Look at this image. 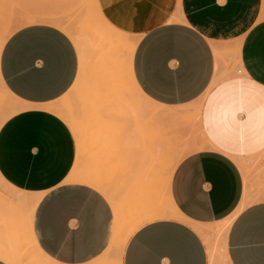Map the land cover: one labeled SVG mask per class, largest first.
<instances>
[{"label":"crops","instance_id":"obj_1","mask_svg":"<svg viewBox=\"0 0 264 264\" xmlns=\"http://www.w3.org/2000/svg\"><path fill=\"white\" fill-rule=\"evenodd\" d=\"M97 3L112 25L140 35L132 69L147 97L181 107L203 96L200 125L210 145L184 156L172 173L169 193L183 218L159 219L135 230L122 264H209L207 246L191 223L211 228L231 216L251 186L237 161L246 163L249 176L252 162L264 158L261 0H176L171 8L165 0H125L126 7L116 9ZM179 13L182 20H173ZM239 38L243 75L212 84L216 56L210 41L219 45ZM78 63L69 36L45 23L17 29L0 54L3 84L30 106L0 127V174L14 188L40 194L34 234L61 264L96 258L112 231L104 193L63 183L75 161V141L61 118L43 107L69 90ZM263 164L258 160L255 171ZM255 183L264 188V181ZM225 244L228 264H264V198L236 212Z\"/></svg>","mask_w":264,"mask_h":264},{"label":"rangeland","instance_id":"obj_2","mask_svg":"<svg viewBox=\"0 0 264 264\" xmlns=\"http://www.w3.org/2000/svg\"><path fill=\"white\" fill-rule=\"evenodd\" d=\"M98 1H99V4H100V1L106 2L113 9H116L119 7H122V8L126 7L125 0H98ZM165 1L167 2V5L169 8L176 6V0H165ZM94 7H96V8H94ZM88 8L89 9L91 8L89 10L90 14L91 13L95 14V12H96V15H98V12H99V15L101 14V16L105 18V16L103 15L102 11L99 8L97 0L96 1L95 0H0V20L3 21V20H7L9 18H12V19H14L13 20L14 22L16 20L19 22L20 20H24V18L26 19V17L28 18L29 16H33V15L36 16V15L47 14L44 16H48V15L50 16V14H51L52 17L53 16L57 17V20L60 18L59 20H62L63 23L67 21L66 24L70 23V25L75 28L77 26V24H79V23L84 25L83 22H81V21L84 20V19H82V17L86 18L85 12H88ZM96 9H97V11H95ZM175 10H174V12H175ZM89 12L87 13V15L89 14ZM40 13H44V14H40ZM88 16H90V15H88ZM107 17L109 18L108 15H107ZM19 18H20V20H19ZM139 18L141 19L142 15L139 16ZM262 18H264V0H261V11H260L259 19H262ZM140 19H139V21H140ZM134 32H136V30H134ZM126 33H128V32H126ZM131 35H133V34H131ZM133 36L140 37V35H133ZM211 42H213V41H211ZM212 44H214L216 46L217 43L213 42ZM216 47H218V45ZM216 47H214V48L216 49ZM240 48H241V39L240 38L232 40V41L219 43V47L216 50L218 51V49H219L220 53L216 52V50L214 51V53L216 52V54H220V56L215 54V56L218 57V58H216V61H217L216 62V69L218 70L220 68L219 74L216 72L217 76L220 75L222 77L225 73L229 72L230 70L236 69L242 65L241 59H240ZM76 51L78 52L79 50L76 49ZM77 55H78V53H77ZM80 56L81 55L79 53V56H78L79 59H80ZM231 75H240V74L232 73L230 75L228 74L227 76H231ZM241 75H243V74H241ZM77 76L78 75H76V78H75L72 86L76 82V80L78 78ZM82 85L86 86L82 83L81 86H78V88L75 89L76 91L69 89L67 91V95L64 94L61 98H59L57 101H55L53 103V105L56 106V105L61 104V102H64L63 101L64 97H68V99L71 98L70 99L71 104H72L71 106L75 110V119H77L78 121H81L80 119H82L81 110H83L85 107H87V105H88V110H89V108H90L89 104L93 101L92 97H88V99H87L85 96H83L84 89H83ZM121 104L124 105L123 101L121 102ZM183 114L185 116L184 117L182 116V118L181 117H178V118L175 117L174 119H171V120L158 122L155 124H153V123L149 124V127H148L149 129L148 128L144 129V127H142V125H138V124L133 123L130 120L131 118L127 121H122L121 119L118 121V120H116V117H118L117 116L118 114H117V115H115V120H114L115 123L113 126H109L107 129L105 128L106 130L103 129L98 136H96L94 138H89L88 140H85V143L83 142V146L81 148V153L78 149V145H76L78 142L77 138L71 132L73 135L74 141H75V161H74L72 171H71V172H73L74 179H72L71 184H81V185L89 186V187H91L95 190H98V191L105 194L106 190H105V192H103L104 190H102V188L105 189L106 187L103 184H106V186H108L107 182H109L110 185L106 188V189H108L107 191H109V192L111 191V193L114 194L113 198L115 195H116L115 198H117V199L119 198V200L116 199L117 200L116 203L118 204V205H116V203L115 204L112 203V202H115L116 200H114V199H113L114 201L112 200V196H110L111 194L110 193H109L110 195L108 193L105 194V195H107L106 197L108 198V202H109L111 208H113L112 209L113 218H112L111 228L114 227V225H115V227H117L118 225H124V224H126V221L134 223L135 221H138L140 219L139 216H141V217L145 216V214H147V213L151 214L152 211L156 212V211L160 210L161 206H162L161 209L162 208H173V207H175V205L173 204V201L171 199L170 193H169V185H170L172 172L174 171L177 163L184 156H186L184 151L187 152V154H188V151L191 153L193 151L201 150L204 147H206V146L202 145L199 141L200 138H199L198 133H197V127H198L197 114L195 112L183 113ZM117 119H119V118H117ZM101 124L102 123L99 122L98 120H94V119L90 120V122L86 125V132L89 133L92 130L98 129L101 126ZM156 125H159V126H156ZM139 126H141V127H139ZM157 127H159L160 129L158 128L159 130H157L156 129ZM137 128H138V131H137ZM154 131H158V132H154ZM146 132H149V134ZM143 133H145L146 135ZM151 133L152 134L155 133V134L152 136ZM158 134L161 137L163 135L162 139ZM139 135H140V137H139ZM149 135L152 136V138L147 139L150 137ZM181 135L183 136V139H179L182 137ZM171 136H173V137H171ZM184 136L187 137V139L189 141L186 140V138H184ZM167 137H169V138H171V140H173L171 142L169 141L170 144L169 143L167 144V145H169L168 147L163 142H160V139L163 141L164 138L166 139ZM177 137H178V139H176ZM152 140H153L154 144L152 143ZM158 143H160V144H158ZM172 143L173 144L176 143V145L175 144L173 145ZM192 143H196V144H192ZM135 145L137 146V148ZM144 145L146 147H144ZM147 145H149V146L147 147ZM160 145L162 147H159ZM170 145H171V147H170ZM201 145L204 147L202 148ZM163 147H165V148L163 149ZM173 147H175V148H173ZM153 148L157 149L158 153L155 152V149H153ZM171 148H172V150H171ZM160 149H162V151ZM147 150H149V151H147ZM160 152H161L160 156L162 158L159 159L158 154ZM164 152H166V153H164ZM149 153H151L150 155L152 157H154V158L157 157L153 162H149V161H152V159L150 160L151 156L149 155ZM154 153H157V154L154 155ZM183 154H184V156H183ZM156 155H158V156H156ZM173 155H174V157H172ZM178 155H179V157H178ZM176 157H178V158L175 159ZM173 158L175 159L174 161H173ZM260 159L264 160V158L259 157L258 160H260ZM164 160L168 166L166 164H164L165 166L161 165L162 162L164 163ZM258 160L252 162L253 168L250 170V174H249V180H250L251 186L249 187L248 193L246 195L244 206L246 204L252 202V201H256V200L264 198V188H262V190H260L259 188H256V186H255L256 181L261 180L262 184L264 181V177H263L264 176V164L260 165L261 167L255 171V169L257 167L255 165H256V162ZM148 164H149V166H147ZM162 167H164V168H162ZM172 168H174V169L172 170ZM152 171H155V172H152ZM254 171L256 173V176H254ZM121 173H123V174L120 175ZM137 176H139V177H137ZM168 179H169V182H168ZM124 180L127 182H125ZM123 181L125 184L127 183V186L124 185V186H126V188L124 186H122V184H124ZM143 181H144V183H143ZM137 182L139 183V187L137 186L138 185ZM140 184H141L142 188H141ZM95 185L98 187H96ZM2 186L0 185V187H1L0 188V198L2 197L1 200H4V197H6L7 200H4V201H6V204L4 202H2V204H4L5 206L0 205V213L2 216H4V219L2 216H0L1 217L0 219L3 220L2 222L0 220V256L2 258L4 255L3 252L5 251V254H6V251H8V248H6L7 243L5 242V240H7L8 238H10V239L12 238L11 240H15V239L17 240L18 239L19 241H21L23 239L24 244L22 243V246L20 244V247L18 248L19 250L17 249V255L19 256L18 251H20V254L22 251H25L24 253L21 254L22 257L25 256L24 257L25 260L21 257L22 260L21 259L18 260L19 262L17 261V264H27V263L28 264H40V262L37 261L39 256H38V252L36 250L41 249V247L39 246V244L37 242V239H36L35 234H34V230H32L33 228L30 229V227H33L32 222H30L31 221L30 220V214L28 213L29 215L26 216L27 211L31 210L30 205H29L30 203H28V206L24 205V206H26L25 208H23L22 205H19V206L16 205V202L11 204L12 200H13V202L17 200V199H15V197L18 196V193L17 192L15 193V191H12L9 193V192H7L8 188L6 186H4V187H2ZM109 187L115 188L118 191L113 192V189L111 190V188H110V190H109ZM119 187H120V189H118ZM129 187H130V189H129ZM123 188H124V190H123ZM9 190H11V189H9ZM140 190H141V192H140ZM143 190L144 191L146 190V191L144 192ZM150 190H151V192H150ZM124 191H125V193H124ZM126 192H127V194H126ZM26 193H28L30 195L34 194V193H29V192H26ZM141 193H143L145 195H142ZM121 195H123V196L121 197ZM168 195L170 198H169V201L167 203L166 200L168 198L165 196H168ZM132 197H133V199H132ZM110 199H111V202H110ZM120 199H122V200L120 201ZM150 199H152V200H150ZM163 199L164 200L166 199L165 202ZM130 200H133L132 201L133 203ZM129 201L131 204H128ZM18 202H19V200H18ZM134 202H137L138 205L135 204ZM149 202H151V204H149ZM159 202L160 203L164 202V204H163L164 206L162 205V203H161V205H159L160 204ZM147 203H148V205L146 207L145 205ZM13 204H15V206H17V209L19 207H22L23 209L20 208L21 209L20 211H22L21 213L24 212L25 214L22 215L20 212H19L20 214L17 213L18 210L15 207V209H16L15 212L17 211L16 212L17 214L13 213V215H12V212L10 213V210L14 212V209H13L14 205ZM11 205H13L12 208H10ZM114 205H116V206L114 207ZM1 206H2V208H1ZM118 206H119V208H118ZM142 206H144V207H142ZM27 208H28V210H26ZM120 208L122 209V211ZM133 208H136V209H133ZM141 208L145 212V214H143L142 212L139 211V209L141 210ZM154 208L156 209V211H154L155 210ZM1 210L3 212H5V214H3L1 212ZM150 210H152V211H150ZM120 211H121V213H120ZM117 212H119V213H117ZM115 213H116V216H114ZM122 214H123V216L124 215L125 216L123 217ZM18 215H19V217H17ZM13 217L15 218V220L13 219ZM28 217H29L28 220H30V221L27 220ZM21 219L24 221L21 222ZM226 219L221 220L220 222L214 224V226L211 228L210 227L207 228L204 225L200 226V224L196 223L200 228L207 230V234H208L209 238H211L212 242L217 244V251L215 254L216 264H226L225 259L223 258L225 256V246H226L225 242H226L227 232L229 229L228 227H225V224H224ZM232 219L233 218H231V221H232ZM25 220L28 221V222L27 221L26 222L28 224H30V227H29V225H27ZM6 223L9 224V230H7L8 231L7 233H5V231H6L5 229H8V226H7V228H5V225H7ZM15 224H18V225H15ZM12 225H15V226L13 227ZM15 227L18 231L15 229ZM12 228H13V231L14 230L16 231L17 238L15 237V234L11 235L13 233V231H11ZM22 228H23V230H22ZM25 228L28 230H24ZM19 229L21 231H23L24 234ZM25 231H28L29 233L31 231H33V233L31 232L32 235H30L29 233L26 232L28 234V237H29L28 238L26 236L27 234L25 233ZM17 232H19V233L17 234ZM7 234H8V236H7ZM19 234H21V235L19 236ZM199 235L201 236V234H199ZM26 237H27V239H26ZM115 238L116 239L114 240V236L112 238V234H110L109 242L107 244V248H109L107 250L109 252L116 247V246L114 247V243L117 244L119 241V239L116 236H115ZM213 238L216 240L214 241ZM28 239L30 240V242L28 241ZM26 240H27V242H26ZM36 247H37V249H34ZM117 250H118V248H115V251H112V252L116 253V256L118 255V252H119ZM30 251H31V254H29ZM32 251L35 254H33ZM108 251L104 250L99 256L90 260V262L92 263V262L98 261L97 264H100V261L102 262V259L104 257V259H108L107 260L108 264H116V263H114V261L113 262H111V261L115 258H118V257L114 256L115 257L114 258L113 255H115V253L112 255V253H107ZM108 254H110L112 257L108 258L110 256ZM33 255H36L35 258H37V260L35 259V260L30 261L29 256L33 257ZM106 255H108V256H106ZM32 257H31V259H32ZM33 259H34V257H33ZM104 259H103V261H104ZM117 261L118 260H115V262H117ZM90 262H86L84 264H91ZM102 263H104V262H102ZM105 263H106V260H105ZM43 264H48V263H43ZM51 264H61V263L53 260Z\"/></svg>","mask_w":264,"mask_h":264},{"label":"bare ground","instance_id":"obj_3","mask_svg":"<svg viewBox=\"0 0 264 264\" xmlns=\"http://www.w3.org/2000/svg\"><path fill=\"white\" fill-rule=\"evenodd\" d=\"M94 8H96V7H94ZM90 9L88 8V12H89ZM97 9L95 11H97ZM88 12H85L86 13V18L82 17V19H84V20H82L81 22H83L84 25L79 23V24H77V26L75 28L72 27L70 25V23L66 24L67 21L63 23L62 20H59L60 18L57 20V17H55V16L52 17L51 14H50V16L49 15L48 16H44V15H47V14H44V13H40V14H44V15H36V16L33 15V16H29L28 18L26 17V19L24 18V20H20V18H19V20H20L19 22L17 20L14 22L13 21L14 19H12V18H9V19L3 20V21L0 20V54H1V50H2L3 44L5 43L7 38L12 33H14L17 29H19V28H21L23 26L31 25V24H37V23L51 24V25H54V26L58 27L59 29H61L63 32H65L69 36V38L73 42V44L76 47V49H78L80 51V52L79 51L77 52L78 56H79V53L81 55L80 59L78 58L79 59L78 60L79 61V63H78V72H77L78 73L77 74L78 78H77L76 82L74 83V85L72 87H70L69 89L70 90H75L76 88H78V86H81L82 83L84 85H86V86L82 85L83 89H84L83 96H85L87 99H88V97H92L93 98V101L89 104V106H90L89 110H88V105L86 104L87 105V107H85L86 109L84 108L83 110H81L82 119H80L81 121H78L77 119H75V110L71 106L72 105L71 104V100H70L71 98L68 99V97H64L63 98L64 102H61V104L56 105V106L53 105V103L52 104H48L46 106H43L45 109H47V110L53 112L54 114H56L68 126V128L71 130V132L77 138L78 142H77L76 145H78V149H79L80 153H81V148L83 146V142L85 143V140H88L89 138H94V137L98 136L103 129L106 130L109 126H113L114 123H115L114 122L115 115H117V114H118L117 115L118 117H116V120L119 121L121 119L122 121H127V120H129L131 118L130 120L133 123L138 124V125H142V127H144V129H146V128L149 127V124H152V123L155 124V123H158V122L171 120V119H174L175 117H177V118L181 117L182 118V116L183 117L185 116L183 113L195 112L197 114V120H198L197 133H198V136L200 138L199 141L204 146L209 145V143L207 142V139H206V137H205V135H204V133L202 131L201 125H200V112H201V105H202V101H203V96L201 98H199L198 101L192 103L191 105L189 104L187 106H181V107L180 106L179 107H177V106L176 107H174V106L173 107L172 106H166V105L159 104V103L151 100L149 97H147L143 93V91L138 86V84H137V82H136V80L134 78L133 69H132L133 54H134L136 45H137L140 37H135V36H133V35H131L129 33H126L124 31L118 29L117 27L112 25L107 19L102 17L101 14L99 15V12H98V15H96V12H95V14L91 13L92 15L89 12L88 15H90V16L87 15ZM173 20L181 21L182 20V14H177L175 17H173ZM213 42L217 43L216 46L218 45L217 41H213ZM213 42H211V45L213 46V50L215 51L219 47V45H218V47H216L214 44H212ZM214 47H216V49ZM216 52H219V49H218V51L216 50ZM216 52H215V54H216ZM216 55L220 56V54H216ZM216 58H218V57H216ZM219 69L218 70L216 69V72L218 74H219ZM232 73H234V74H243L242 66H240V67H238L236 69L230 70L229 72L225 73L222 77L220 75H218V76L216 75L217 77L216 76L214 77L212 84L217 82L220 78L226 77L228 74L230 75ZM65 95H67V92L65 93ZM122 101H123L124 105L121 104ZM28 107H30V106L25 104L21 100H19L17 97H15L7 89V87L3 84V80H2L1 75H0V127L9 117H11L12 115H14V114H16V113L20 112L21 110L26 109ZM117 118H119V119H117ZM93 119L94 120H98L102 124H101V126L98 129L92 130L91 132L87 133L86 132V125L90 122V120H93ZM156 126H159V125H156ZM139 127H141V126H139ZM158 128L159 127H157L156 129L159 130L160 128L159 129ZM137 131H138V128H137ZM154 132H158V131H154ZM146 133L149 134V132H146ZM152 133H151V135L153 136L155 133L154 134H152ZM143 134H145V133H143ZM152 136H150L149 138H147V137L146 138L150 139V138H152ZM185 136H184V138H186V140H188L187 137H185ZM139 137H140V135H139ZM162 137H163V135H162ZM162 137H161V139H162ZM171 137H173V136H171ZM161 139H160V142H163L166 145L169 143V141L170 142L173 141L169 137H167L166 139L164 138L163 141ZM176 139H178V137ZM179 139H183V136L181 138H179ZM152 143H153V140H152ZM176 143H174V144L176 145ZM196 143H192V144H196ZM158 144H160V143H158ZM161 145L159 147H162ZM148 146L149 145H147V147ZM168 146L169 145H167V147ZM204 146H202V148ZM144 147H146V146L144 145ZM170 147H171V145H170ZM136 148H137V146H136ZM164 148L165 147H163V149ZM173 148H175V147H173ZM153 149H155V148H153ZM156 150L157 149H155V152L158 153V150L157 151ZM160 150L162 151V149H160ZM171 150H172V148H171ZM147 151H149V150H147ZM157 153H154V155L157 154ZM164 153H166V152H164ZM184 153L187 155V152L184 151ZM189 153L190 152L188 151V154ZM150 154L151 153H149V155ZM160 154H161V152L158 154L159 155V159L162 158L160 156ZM158 155H156V156H158ZM183 156H184V154H183ZM172 157H174V155ZM178 157H179V155H178ZM178 157H176L175 159H177ZM156 158L151 156L150 160L152 159V161H149V162H153ZM175 159L173 158V161ZM237 163L239 164V166H240V168L242 170V173L245 176V180L247 181L248 177H249L248 176L249 170H248V167H247L246 163H244L242 161H237ZM164 164H166L165 160H164V163L162 162L161 165L165 166ZM147 166H149V164ZM162 168H164V167H162ZM173 169L174 168H172V170ZM152 172H155V171H152ZM122 174L123 173H121L120 175H122ZM137 177H139V176H137ZM72 179H74L73 172H71V174L69 176H67V178L64 180L63 183L64 184L69 183V182L71 183ZM124 181H123V183H124ZM125 182H127V181H125ZM168 182H169V179H168ZM143 183H144V181H143ZM0 185L1 186L3 185L2 187L6 186L8 188V190L11 189L9 191L7 190V192H9V193L12 192V191H15V193L16 192L18 193V196L15 197V199H17L16 201L13 202V200L11 199L12 200V202H11L9 200L11 202V204L16 202V205H18V206L22 205L23 208H25L26 206H24V205L28 206V203H30L29 205H30L31 210L27 211V213H26L27 215L26 216H28L30 214V220L31 221L28 220L29 217L27 218V220L32 222L33 212L35 210V206L37 205L39 199L41 198L40 194L34 193V194L30 195V194L26 193L25 191L16 189L13 186H11L10 184H8L1 175H0ZM103 185L107 188L110 184H109V182H107L108 186H106V184H103ZM124 185L127 186V183L126 184L125 183L122 184V186H124ZM126 186H124V187L126 188ZM137 186L139 187V183H138ZM140 186H141V184H140ZM96 187H98V186H96ZM106 188L105 189L102 188V190H104L103 192H105V190H106L105 194H107V193L109 194L110 193L111 195L110 194L109 195L112 196V200L113 199L116 200L117 199V198H115L116 195L113 198L114 194L111 193V191L110 192L107 191L108 189H106ZM110 188H111V190L113 189V192L114 191H118L117 189L112 188V187H109V190H110ZM141 188H142V186H141ZM118 189H120V187ZM129 189H130V187H129ZM123 190H124V188H123ZM96 191H98V190H96ZM98 192H100V191H98ZM140 192H141V190H140ZM150 192H151V190H150ZM124 193H125V191H124ZM105 194H104V196H107ZM126 194H127V192H126ZM141 194L145 195L143 193H141ZM122 196L123 195H121V197ZM165 197L168 198L167 200L165 199L166 202L168 203L170 197H169V195L165 196ZM1 198H0V203H1L0 205H4V204H2V202H4L6 204V201H4V200H7V198L4 197V200H1ZM132 199H133V197H132ZM18 200H19V202H18ZM117 200H119V198ZM117 200L115 202H112V203L115 204L117 202ZM121 200L122 199H120V201ZM150 200H152V199H150ZM165 200H164V202H165ZM130 201L132 202L133 200H130ZM130 201L128 202V204H131ZM110 202H111V199H110ZM137 202H134V203L137 204ZM164 202L163 203L161 202L162 205L164 204ZM161 203L159 205H161ZM149 204H151V202H149ZM244 204H245V199H243V201L239 205L238 209L231 216H229L226 219V221L224 223L225 227L229 228V225L231 224V218H233V216L236 214V212L238 210H240L241 208L244 207ZM13 205H14V207H13ZM13 205H11V207H10V208L13 207V209H14V212L10 210V213L12 212V215H13V213L17 212V211L15 212V210L17 209V206H15V204H13ZM116 205H118V204L116 203ZM116 205H114V207ZM147 205H148V203L145 206L147 207ZM15 207H16V209H15ZM142 207H144V206H142ZM161 207H160V210L157 209L158 211H156V209L154 208L155 209L154 211H156V212H153L152 210H150L153 213L152 212H151V214L147 213L148 215L145 214V212L141 208V210L139 209V211L142 212L143 214H145V216H142V217L139 216L140 219L138 221L134 222L132 220L134 223L126 221V224H124V225H118L117 227H115V225H114V227H112V231H111L112 238L114 236V240H115L116 239L115 236H116L119 239L117 244L114 243V247L116 246L115 248H118L117 251H119V252H118V255L116 256V253L112 252V251H115V248L113 250H111L110 252L107 250L109 248H106V251H108L107 253H112V255L115 253V255H113V257L114 256L118 257V258L114 257L115 259H113L111 262L114 261V263H116V264H122V256H123V251H124L125 244H126L127 240L129 239V237L132 235V233L135 230H137L138 228H140L141 226H143V225H145V224H147L149 222H152V221H155V220H159V219H165V218H177V219H180V218H183L179 214V212L177 211L176 207H173V208H162V209H161ZM1 208H2V206H1ZM20 208L23 209L22 207H19L17 209L18 210L17 213H19V212L21 213L22 212V211H20L21 210ZM118 208H119V206H118ZM111 209H113V208H111ZM133 209H136V208H133ZM26 210H28V208ZM121 211H122V209H121ZM121 211H120V213H121ZM1 212L3 214H5V212H3L2 210H1ZM117 213H119V212H117ZM21 214L23 215L25 213L23 212ZM0 216H2L1 213H0ZM114 216H116V213H115ZM122 216H123V214H122ZM2 217L4 219V216H2ZM17 217H19V215ZM13 219L15 220L14 217H13ZM27 220H25V222ZM2 221L3 220H1V222ZM22 221H24V220L21 219V222ZM15 225H18V224H15ZM15 225H12V226L14 227ZM27 225H29V227H30V224L27 223ZM191 225L194 227V229L199 234H201V236H202V238H203V240H204V242H205V244L207 246V250H208V254H209V264H216L215 254H216V251H217V244L212 242L211 238H209V236L207 234V230H205L203 228H200L196 223H191ZM7 226H8V229H5L6 230L5 233L8 232L7 230H9V224L5 225V228H7ZM200 226H203V225L200 224ZM32 228L33 227H30V229H32ZM15 229H16V227H15ZM22 230H23V228H22ZM24 230H28V229L25 228ZM11 231H13V228H12ZM21 232L23 233V231H21ZM26 232L29 233L28 231H25V233ZM31 232L33 233V231H31ZM31 232L29 233L30 235H32ZM18 233L19 232H17V234ZM13 234H15V237L17 238L15 230L13 231V233L11 235H13ZM20 235L21 234H19V236ZM7 236H8V234H7ZM26 236L28 237V234ZM27 237H26V239H27ZM11 239L8 238L7 240H5V242L7 243L6 244L7 245L6 248H8V251H6V254H5V251L3 252L4 253L3 257L4 256L5 257L1 258V256H0V261L5 263V264H17V261L20 260L21 257H22L21 254L25 252V251H22L21 254H20V251H18L19 256L17 255V249L20 247V244L22 246L23 239L21 241H19L18 239L17 240L16 239L15 240H11ZM215 240L216 239H214V241ZM28 241L30 242L29 239H28ZM26 242H27V240H26ZM34 249H37V247L34 248ZM36 251L38 252V256H39L38 260H37V258H35L36 255H33L34 259H33L32 256H31L32 259L29 256L30 261L36 259L37 261L40 262V264H43V263H48V264L50 263L51 264L52 261L54 260L53 258L49 257L45 252H43L42 249H37ZM32 253L35 254L33 251H32ZM29 254H31V251L29 252ZM108 255H110V254H108ZM108 255H106V256H108ZM24 257H22V258L24 259ZM110 257H112V256L110 255L108 258H110ZM223 258L225 259L226 264H228L227 263L226 254H225V256ZM103 259H104V257H103ZM103 259H102V262L105 263V260H106V263H107L108 259H104V261H103ZM115 260H118V261L115 262ZM102 262L100 261V264ZM94 263L97 264L98 261L92 262L91 264H94ZM104 263H102V264H104Z\"/></svg>","mask_w":264,"mask_h":264}]
</instances>
